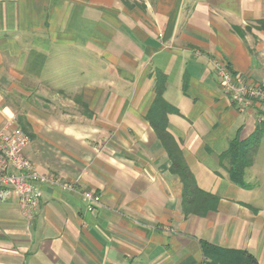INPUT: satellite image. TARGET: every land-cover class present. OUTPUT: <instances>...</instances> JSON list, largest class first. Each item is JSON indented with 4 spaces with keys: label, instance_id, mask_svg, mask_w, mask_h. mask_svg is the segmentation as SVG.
<instances>
[{
    "label": "crops",
    "instance_id": "crops-1",
    "mask_svg": "<svg viewBox=\"0 0 264 264\" xmlns=\"http://www.w3.org/2000/svg\"><path fill=\"white\" fill-rule=\"evenodd\" d=\"M264 0H0V133L29 138L40 186L26 222L0 205V264H208L202 244L264 264V105L238 113L224 63L264 87ZM158 81L167 129L196 187L218 200L187 215L182 182L147 121ZM260 141L244 186L218 162ZM81 191L101 203L88 213Z\"/></svg>",
    "mask_w": 264,
    "mask_h": 264
},
{
    "label": "built area",
    "instance_id": "built-area-1",
    "mask_svg": "<svg viewBox=\"0 0 264 264\" xmlns=\"http://www.w3.org/2000/svg\"><path fill=\"white\" fill-rule=\"evenodd\" d=\"M215 74L220 87L238 113H246L264 105V87L250 85L244 75L233 73L227 64L219 61L215 67ZM28 144L29 138L11 126L0 133V205L13 195L26 222L31 221L38 210L40 186H49L68 193L75 192L73 183L38 173L23 154ZM80 196L88 213H93L96 206L101 203V197L93 191H81Z\"/></svg>",
    "mask_w": 264,
    "mask_h": 264
},
{
    "label": "trees",
    "instance_id": "trees-1",
    "mask_svg": "<svg viewBox=\"0 0 264 264\" xmlns=\"http://www.w3.org/2000/svg\"><path fill=\"white\" fill-rule=\"evenodd\" d=\"M264 29V22L259 23ZM163 82L158 81L155 87V98L149 112L147 121L156 134L157 140L161 143L166 155L171 162V173L179 176L182 182V207L187 215L205 217L207 213L215 211L218 200L208 193L201 192L193 180L192 174L186 167L179 145L169 134L167 129V115L177 114V111L170 110L163 100ZM260 141L259 133L256 132L248 140H242L235 136L228 145V148L218 156V162L222 165L227 163L228 179L234 184L244 186L245 170L251 166L252 158L256 153V147ZM203 254L208 259V264H258L256 259L248 252L230 251L215 248L211 245L202 244Z\"/></svg>",
    "mask_w": 264,
    "mask_h": 264
}]
</instances>
